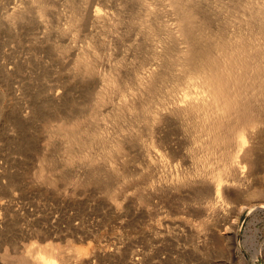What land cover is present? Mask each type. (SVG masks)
Segmentation results:
<instances>
[{"label":"bare ground","instance_id":"1","mask_svg":"<svg viewBox=\"0 0 264 264\" xmlns=\"http://www.w3.org/2000/svg\"><path fill=\"white\" fill-rule=\"evenodd\" d=\"M107 1L86 0L81 12L99 27L88 31L77 58L86 74L99 60L105 22L116 32L126 19L121 14L126 0L116 8ZM92 2L94 8L88 12ZM133 2L126 29L134 34L132 43L149 46V55L142 56L132 72L126 62L136 60L129 61L124 53L107 74L99 72L91 121L80 125L63 120L57 125L64 154L50 168L66 177L79 163L84 175L80 183L103 176L114 202L116 189L131 186L135 191L142 183L150 190L156 184L164 189L193 187L204 196L203 209L211 211H204L201 222L224 207L238 220V213H233L238 207L248 208L252 223L264 212V186L255 179L264 165V0ZM67 16L62 30L75 38L79 15ZM105 104L109 108L103 114L99 109ZM119 118L130 120L129 127L115 124L111 131L109 124ZM168 125L185 138L181 161L174 156L172 139L164 134ZM135 143L143 147L146 160L141 171L118 162L127 145ZM44 169L39 167L38 177ZM92 246L91 241L69 238L33 241L12 263L96 264Z\"/></svg>","mask_w":264,"mask_h":264},{"label":"rangeland","instance_id":"2","mask_svg":"<svg viewBox=\"0 0 264 264\" xmlns=\"http://www.w3.org/2000/svg\"><path fill=\"white\" fill-rule=\"evenodd\" d=\"M42 1L0 0V264H13L33 241L68 238L91 241L96 264H264V212L250 223L248 208L237 207L234 220L224 207L201 222L211 211L203 209L204 196L196 188L156 184L150 190L142 183L135 191L131 186L116 189L114 202L103 176L80 183L79 163L66 177L50 168L64 154L57 125L91 121L99 72L107 74L115 58L125 54L136 60L126 62L132 72L150 49L132 43L134 34L125 24L135 2L126 0L121 9L125 22L116 32L105 22L99 60L86 74L77 58L88 31L99 29L89 23L87 12L81 14L86 0ZM119 1L107 3L116 8ZM69 12L79 15L75 38L62 30ZM108 108L105 104L99 110L104 114ZM129 121L119 118L109 128H128ZM177 130L168 125L164 134L181 161L185 138ZM121 160L129 170L141 171L143 147L128 144ZM40 166L45 168L42 177L37 176ZM255 179L264 186V165Z\"/></svg>","mask_w":264,"mask_h":264}]
</instances>
